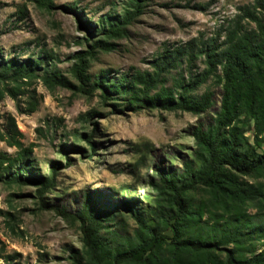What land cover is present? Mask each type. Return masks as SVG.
I'll list each match as a JSON object with an SVG mask.
<instances>
[{
  "label": "trees",
  "instance_id": "16d2710c",
  "mask_svg": "<svg viewBox=\"0 0 264 264\" xmlns=\"http://www.w3.org/2000/svg\"><path fill=\"white\" fill-rule=\"evenodd\" d=\"M34 1L44 10L54 6L53 0ZM147 1L124 0L120 16L105 15L93 26L85 19L92 38L78 43L84 48L71 55L69 77L42 48L34 57L0 56V100L8 96L19 113H32L41 98L32 86L40 80L48 90L62 87L72 94H96L112 113L157 109L201 116L216 102L213 87H220L219 106L210 121L198 120L192 127V159L184 161L182 169L151 167L155 178L149 177L147 184L156 191L155 225H149L128 187L121 189L126 197L120 201L86 190L74 214L46 203L44 194L55 186L60 163L51 161L50 172L42 175L34 145L23 143L11 114H6L0 130V141L13 149H0V186H32L39 209H52L78 224L87 257L71 255L74 264H264V191L244 179L264 178V0L239 6L215 36L165 44L145 69L116 75L99 69L91 74L90 62L98 53L114 50L111 40L126 36L127 26ZM18 14L25 16V10ZM93 114L98 112L85 118ZM78 134L93 151L92 134ZM68 149L83 150L74 143L61 148L64 166L71 164ZM202 187L212 192L211 198L198 201L194 194ZM238 200L250 202L254 212L232 204ZM118 207L134 220L132 235L106 230L105 221L113 220ZM162 211L171 230L169 241L155 218ZM0 214L12 217L1 209ZM4 257L6 262L15 259Z\"/></svg>",
  "mask_w": 264,
  "mask_h": 264
},
{
  "label": "rangeland",
  "instance_id": "374dc122",
  "mask_svg": "<svg viewBox=\"0 0 264 264\" xmlns=\"http://www.w3.org/2000/svg\"><path fill=\"white\" fill-rule=\"evenodd\" d=\"M251 2L148 0L142 13L127 26L126 36L112 39L114 50L98 53L90 62L89 72L109 69L116 75L132 68L145 69L165 44L215 36L217 30L227 26L239 6ZM53 5L52 9L44 10L34 0H0V56L34 57L42 48L54 57V64L62 74L69 77L71 55L84 48V44L78 43L92 38L85 19L93 26L101 23L105 15L120 16L125 2L53 0ZM19 9L25 10V16L18 14ZM32 87L41 97L32 113H19L15 101L8 96L0 100V130L4 129L6 114H11L23 143L34 145L33 157L41 174L50 172L51 161L60 163L55 186L44 194V201L74 214L81 207L86 190H98L107 199L120 201L126 197L121 189L128 187L132 192L130 198L138 199L137 206L149 218V225H155L152 218L154 211H158V203L154 201L156 191L147 184L149 177L155 178L151 167L157 164L182 169L183 162L192 159L196 147L190 134L192 127L198 120L210 121L218 109L220 93V87H213L216 102L207 112L195 116L157 109L112 113L96 94H72L62 87L48 90L40 80H35ZM19 103L24 106V97ZM93 110L98 115L85 118ZM78 132L92 134L93 151ZM73 143L83 150L68 149L66 155L71 164L64 166V153L59 150ZM0 149L13 152L2 141ZM244 179L264 191V178ZM34 191L32 186L9 189L0 186V209L12 216L0 214V264H74L71 255L87 257L78 224L52 209H39ZM211 194L202 187L194 195L203 201L210 199ZM232 204L254 212L250 202L238 200ZM165 215L162 211L155 218L169 241L171 230ZM105 223L106 230L117 231L122 237L132 235L136 228L134 220L121 207L116 209L113 220ZM4 255L15 259L6 262Z\"/></svg>",
  "mask_w": 264,
  "mask_h": 264
}]
</instances>
